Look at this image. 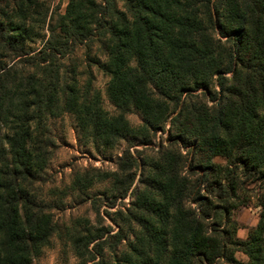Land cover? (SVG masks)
<instances>
[{"label": "trees", "instance_id": "trees-1", "mask_svg": "<svg viewBox=\"0 0 264 264\" xmlns=\"http://www.w3.org/2000/svg\"><path fill=\"white\" fill-rule=\"evenodd\" d=\"M31 2L0 0V18L9 6L17 14L30 10L25 7ZM56 24L41 48L29 55L23 40L30 31H21L14 21L4 29L0 21V55L23 57L32 69L10 88L3 78L12 68L0 72V125L5 130L0 139V264H32L48 244L53 232L49 216L30 192L49 156L44 123L64 113L73 115L77 129L93 145L105 147L126 139L136 143L131 145H149L150 133L162 129L174 113L168 119L170 132L174 130L169 143L189 147L190 158L198 159L186 167L197 174L187 200L190 187L186 189V177L179 175L178 150L166 151L161 162L149 165L153 175L143 182L152 189L149 199L147 193H138V202L144 203L133 204L151 215L148 220L130 213V223L142 228L139 236L130 224L113 234L115 245L133 236L128 241L132 253L121 261L114 252V264H158V255L156 262L143 252L152 248L167 254L164 264H215L227 254V245L249 258L242 262L229 253L228 264H264L254 245L263 231V205L250 208L260 225L244 240L237 237L233 211L250 206L235 204L230 213L222 205L235 184L264 180V0H69ZM92 43L102 50L104 60L94 64L108 77L106 94L115 114L104 111L89 82H79L75 69L60 62L75 44ZM133 110L141 117L137 128L125 119ZM134 152L127 146L117 162L125 174L117 180L121 197L131 182L125 184L126 170L141 158L142 150ZM215 157L226 164L212 162ZM209 198L218 202L214 211L224 213L231 225V232L212 227L220 238L213 243L201 221L210 219ZM186 202L197 204L196 213ZM101 244L87 254L76 245L78 264H99L95 258L103 257Z\"/></svg>", "mask_w": 264, "mask_h": 264}, {"label": "rangeland", "instance_id": "rangeland-1", "mask_svg": "<svg viewBox=\"0 0 264 264\" xmlns=\"http://www.w3.org/2000/svg\"><path fill=\"white\" fill-rule=\"evenodd\" d=\"M68 2L69 0H32L30 7H25V9L30 10L21 11L19 14H17L16 10L12 11L9 6L5 17L0 18V21H2L4 29L10 22L14 21L21 28V31H30L27 38L23 40V44L25 49L31 51L29 55H33L41 48L42 42L48 37V30L57 26L56 19L65 12ZM116 4L120 7L121 2L117 1ZM97 60H104L102 50L98 43H92L89 46L75 44L70 53L61 58L60 62L66 69H75L79 82H89L92 89L99 93L104 111L115 114V109L110 104L106 94L108 77L94 64V61L96 62ZM1 66L5 68L1 69L0 72L9 67L12 68L11 71L7 72V76L3 78L5 81L4 85L7 88L18 86L19 81L21 84L22 73L32 70L27 63L23 62V57H14L11 54L0 55ZM173 114L171 113L168 119ZM125 119L131 128H137L141 125V117L138 111L133 110L125 114ZM168 119L162 124V129L155 134L150 133V144L142 147L131 145L136 143H130V139L118 140L106 147L95 146L91 138L84 137L77 129L72 114L64 113L57 118L47 119L44 125L46 127L45 137L50 141V146L47 149L49 156L43 171L39 175V180L35 181L30 194L35 197L40 209L48 214V220L53 232L49 237L48 244L42 247L39 255L33 258L32 264H78L76 245L82 246L81 251L87 254V250L93 249V252L96 251L98 247L94 248V246L98 242L102 243L103 250L101 253H103V257L96 256L95 262H99V264H114L112 258L114 252L117 253L121 261L126 259L124 255L132 253L129 249L128 241L132 240L133 236L128 234L126 243L123 242L116 245L112 236L120 228L126 231L129 228V224L134 231L138 232V236L139 231L142 232V228L138 226V223H130V213L132 215H143L146 219L150 217V213L136 208L133 203L137 201L139 205H143L144 202H138L136 198L138 193H147V199H149L148 194L152 189L143 183L144 179L150 180L153 175V169L149 168V165L155 161L161 162V157L168 150H178L181 153V161L178 167L179 175L186 177V189L190 188L186 190L185 198L187 200L190 197V189L193 187L192 183L196 179L197 174L195 172H187L186 167H188L189 163L195 165L198 159L190 158L189 147L179 149L180 147L177 144L169 143L170 139L168 140V137H173L174 130L170 132ZM4 133L5 130L0 125V139ZM127 146L132 155H136L134 152L136 149L142 150V152L139 155L141 158H139L137 166L129 167L126 170L128 178L125 184L127 185L131 182L127 188L126 195L121 197L118 192L120 186L117 185V180L123 178L122 176L125 174L118 170L117 162ZM3 147H6V145H3ZM142 159L144 164H141ZM212 162L221 165L226 164L221 157L213 158ZM240 180L243 181V178L240 177ZM235 188L236 190L230 199L224 200L222 203V205L228 207L230 213L235 204L245 203L250 208H256L259 204L263 205L262 211L260 210L259 213L260 215L262 214L261 228L263 227V231L257 236L258 240L254 244L257 245L256 249L258 250L259 248L260 251L256 252L255 256L263 259L264 180L252 181L247 179L245 183L242 182V185L241 182L240 185L235 184ZM201 195H206V193L202 191ZM209 199L212 200H210L211 206L206 205V211L210 214V219L201 221L204 223L203 230L205 235L210 237V242L213 243L220 238L218 233L212 230V227L220 231L228 229L231 232V225L226 223L224 213L220 216L218 212L214 211V206L218 202L213 201L214 199L212 198ZM185 207L191 209L194 213L198 209L197 204L187 202ZM244 213L243 208L238 209L235 217L239 218V221H245L246 223L247 216H244ZM251 219V216H249L248 222ZM259 220L260 218H258V222ZM151 223H155L153 217ZM100 233H102V237L95 239ZM245 236L246 231H240L237 234V237L241 240H244ZM78 237H83L84 239L76 241ZM87 240L93 241L88 243L85 248ZM110 246L113 249L108 248ZM110 249H112L111 252H109ZM143 252L149 254V259H156V255H158V264H164L167 260V254L161 256V253L154 248L151 250L144 249ZM225 253H230L239 261H249L246 253L239 250L238 247L227 245ZM227 254L219 257L215 264H228ZM91 263V261H87V264Z\"/></svg>", "mask_w": 264, "mask_h": 264}, {"label": "crops", "instance_id": "crops-1", "mask_svg": "<svg viewBox=\"0 0 264 264\" xmlns=\"http://www.w3.org/2000/svg\"><path fill=\"white\" fill-rule=\"evenodd\" d=\"M243 208L244 209V216H247V222L245 223V221H239V218L235 217V213H236V210L238 209H241ZM251 216V220L248 222V217ZM233 218L235 219V221L237 222L238 224V228L236 230L237 234H239L240 231H246V236L248 234V231L251 229V228H254V226L257 225L258 223V216H256L254 213H252L250 207H244V206H240L238 207L237 209L234 210V215H233ZM240 222V223H239ZM251 223V224H250ZM242 224V225H241ZM246 224V225H245ZM250 224V225H248ZM252 225V226H251ZM247 226V227H246ZM246 236L244 238H246Z\"/></svg>", "mask_w": 264, "mask_h": 264}]
</instances>
